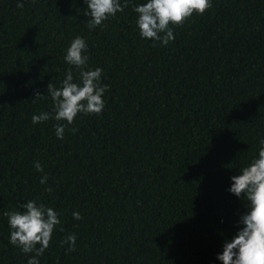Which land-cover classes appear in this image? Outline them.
<instances>
[{"label":"trees","instance_id":"obj_1","mask_svg":"<svg viewBox=\"0 0 264 264\" xmlns=\"http://www.w3.org/2000/svg\"><path fill=\"white\" fill-rule=\"evenodd\" d=\"M18 2L0 0V264L35 255L10 244L4 215L30 200L61 221L39 264H222L247 211L231 177L264 139V0H211L170 25L166 46L139 34L133 8L146 0L91 30L85 0ZM77 36L110 87L102 113H78L61 140L66 121L31 117L52 113L49 82L69 68L78 82L64 60Z\"/></svg>","mask_w":264,"mask_h":264},{"label":"clouds","instance_id":"obj_2","mask_svg":"<svg viewBox=\"0 0 264 264\" xmlns=\"http://www.w3.org/2000/svg\"><path fill=\"white\" fill-rule=\"evenodd\" d=\"M88 10L85 15L90 17L87 27L95 29L117 12H123L128 6V0H85ZM23 0L17 3L23 8ZM212 7L211 0H146L145 3L134 6L137 14L136 24L142 38L159 41L163 46L175 39L170 25L182 26L194 13L203 15ZM155 46V45H154ZM87 44L84 38L77 36L66 50L64 60L78 70V82H74L72 68L66 72V78L60 87L51 82L47 86V95L53 101L52 113L41 112L33 115V124L41 123L50 118L57 123L55 132L58 139L64 138L65 128L71 125L78 113L100 115L105 107L102 97L109 85H101L102 69H87L88 56L84 53ZM43 95L37 91L35 99ZM75 131V129H71ZM258 158L243 167L238 175L231 177L229 191L247 202V211L241 215V227L231 240H224L223 252L217 255L222 264H264V139L259 140ZM35 169L43 172L40 163H35ZM47 175L42 176L40 183L46 184ZM51 192V188H47ZM22 212H5L11 229L10 244L20 248L23 253H35L27 264H39L37 257L49 247L52 234L61 223L57 213L50 207L37 204L30 200L21 205ZM73 218L82 219L78 212H73ZM62 244H68L66 252L75 251L76 236L69 234Z\"/></svg>","mask_w":264,"mask_h":264}]
</instances>
